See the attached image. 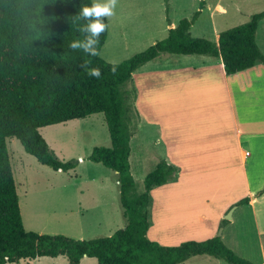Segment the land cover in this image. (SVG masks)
Returning a JSON list of instances; mask_svg holds the SVG:
<instances>
[{
    "label": "trees",
    "instance_id": "16d2710c",
    "mask_svg": "<svg viewBox=\"0 0 264 264\" xmlns=\"http://www.w3.org/2000/svg\"><path fill=\"white\" fill-rule=\"evenodd\" d=\"M91 3L92 0H0V264L59 255H64L68 264H78L83 256L95 258L97 264H178L195 255H209L229 264H256L237 255L220 236L177 245H162L147 237L150 190L173 180L178 168L158 160L144 177L141 192L135 191L129 140L139 114L131 75L161 52L221 57L227 74L256 62L264 63V54L256 43L264 10L253 13L245 23L219 32L216 43L190 34L200 6L191 18H182L170 27L164 38L118 62V72L112 75L109 62L99 55L88 57L68 47L71 41L83 39L77 28L84 21L75 20V16L81 6ZM106 36L107 30L100 37L99 52ZM85 59H91L90 66L101 70V79L91 78L79 68ZM128 82L121 91V85ZM94 113L103 114L110 146H94L86 160L116 172L124 226L108 236L90 239L25 230L6 139L15 137L40 164L68 171L77 162L59 159L40 129ZM248 201L243 197L237 204ZM226 222L222 219L220 225Z\"/></svg>",
    "mask_w": 264,
    "mask_h": 264
},
{
    "label": "rangeland",
    "instance_id": "374dc122",
    "mask_svg": "<svg viewBox=\"0 0 264 264\" xmlns=\"http://www.w3.org/2000/svg\"><path fill=\"white\" fill-rule=\"evenodd\" d=\"M199 2L200 0H119L115 16L107 20V37L99 56L108 62H120L144 50L167 35L164 27L166 24L170 26V23L174 22L176 26L180 19L191 18L199 8ZM202 2L203 10L189 31L191 36L211 41L217 40L216 29L219 33L221 30L245 23L253 13L264 10V0ZM257 41L264 50V20L259 25ZM172 57L185 56L161 52L152 64L167 63ZM126 84L129 85V82L121 85V91H124ZM40 133L59 159H74L78 167H75V172L53 170L27 154L15 137L6 139L25 230L90 239L108 236L123 227L125 223L119 208V189L114 180V172L102 164L86 160L94 146H110L103 114L94 113L84 118L45 126ZM130 146V171L134 178L135 191L141 192L144 177L156 163L151 158H145L144 163L138 165L132 154V142ZM250 176L253 178V175ZM261 176L263 172L256 175L258 179ZM101 185H105L106 189L102 195L99 189ZM252 192L253 194H250L245 186L231 191V195L238 197L231 202L230 207L235 205L237 209L232 219H226L223 237L218 234L219 229L223 228L222 225L214 236H220L225 245L237 255L253 263L264 264L263 185ZM157 193H161L160 189L153 192L154 200L161 197ZM247 196L248 203L255 201L252 206L237 204L239 199ZM157 220L148 234L149 239L162 245H177L186 240H196L182 235L181 231H178L181 228L177 231L163 229L161 218ZM36 258L39 259L31 263L68 264L64 256ZM79 264H97V260L85 257ZM178 264L229 263L209 255H195Z\"/></svg>",
    "mask_w": 264,
    "mask_h": 264
},
{
    "label": "crops",
    "instance_id": "0c3cea01",
    "mask_svg": "<svg viewBox=\"0 0 264 264\" xmlns=\"http://www.w3.org/2000/svg\"><path fill=\"white\" fill-rule=\"evenodd\" d=\"M263 20L258 23L256 43L264 54L257 41ZM170 24L164 26L167 33L175 26ZM218 35L216 29V43ZM181 55L185 57L152 64L158 55L132 72L139 118L129 145L133 143L138 165L151 158L155 163L164 159L178 168L173 180L150 190L147 237L154 221L161 218L163 229L181 228L178 231L186 238L203 240L216 235L224 214L238 197L231 195L232 190L245 186L253 194L252 190L264 187V63L227 74L221 57ZM262 172L258 179L256 175ZM113 174L118 186L116 172ZM99 189L102 195L105 185ZM159 189L161 197L154 200L152 194ZM119 208L121 211L120 203ZM236 209L232 208L231 219ZM38 259L8 264H35L31 262Z\"/></svg>",
    "mask_w": 264,
    "mask_h": 264
},
{
    "label": "clouds",
    "instance_id": "9594fccd",
    "mask_svg": "<svg viewBox=\"0 0 264 264\" xmlns=\"http://www.w3.org/2000/svg\"><path fill=\"white\" fill-rule=\"evenodd\" d=\"M119 0H92L90 5L81 6L75 16V20L84 21L77 30L83 34V39L73 40L69 43L70 51H81L88 57L99 55L98 45L101 35L107 30L109 20L116 14V8ZM74 20V22H75ZM109 72L116 75L119 69V63L115 60L109 62ZM91 59H85L79 65V68L86 71V75L94 79H101L102 72L97 67H91Z\"/></svg>",
    "mask_w": 264,
    "mask_h": 264
},
{
    "label": "water",
    "instance_id": "95a60500",
    "mask_svg": "<svg viewBox=\"0 0 264 264\" xmlns=\"http://www.w3.org/2000/svg\"><path fill=\"white\" fill-rule=\"evenodd\" d=\"M234 207H235V205L232 208H234ZM232 208L229 210V212L227 214L224 215V219L228 220V219L231 218V210H232ZM221 230H222V228L219 229V233L218 234H221Z\"/></svg>",
    "mask_w": 264,
    "mask_h": 264
}]
</instances>
